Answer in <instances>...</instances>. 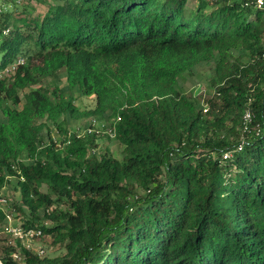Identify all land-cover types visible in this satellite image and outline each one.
Here are the masks:
<instances>
[{"label": "trees", "instance_id": "obj_1", "mask_svg": "<svg viewBox=\"0 0 264 264\" xmlns=\"http://www.w3.org/2000/svg\"><path fill=\"white\" fill-rule=\"evenodd\" d=\"M39 1L0 0V193L14 178L9 212L60 252L1 235V264H264V0ZM207 62L212 92L183 89ZM104 115L118 157L68 129Z\"/></svg>", "mask_w": 264, "mask_h": 264}, {"label": "rangeland", "instance_id": "obj_2", "mask_svg": "<svg viewBox=\"0 0 264 264\" xmlns=\"http://www.w3.org/2000/svg\"><path fill=\"white\" fill-rule=\"evenodd\" d=\"M15 4L19 5V11L17 15L24 13L20 12L23 6H28L27 9L32 11L31 13L33 14V16L42 15L46 10L44 1L41 2L39 0H15ZM194 4V0H188L189 6L193 7ZM213 72L214 65L212 62L201 63L194 68V73L192 75H188L186 76V79L184 78L180 81V86L185 90H193L195 95L204 92L207 96L212 92L211 88L208 86V79L211 78ZM50 83L51 81L49 79L43 82L44 86L46 87H50ZM56 83L63 91L68 90L64 72H60ZM72 94L75 97L74 103L80 109H89L93 107L94 100L92 97L79 94L77 89H74L72 91ZM199 100L201 105L202 99ZM107 115H104L100 118L92 116L80 117L78 119L68 118V129L78 136H83L84 134L89 133L87 129L90 128V132L95 133L96 143L98 144V148L95 150V153H98L103 148H108L113 155L118 157L120 156L122 144L117 140L114 133L110 131L112 120ZM5 120L6 117L0 111V122H4ZM46 123L47 127L41 131L43 139L47 140L49 138H53L56 141L61 140L62 136L61 134H59L54 125L50 121H47ZM14 185L15 179L11 177L9 178V182L7 183V185H5L2 189V194L6 197L9 203L6 204V206H8L7 209L11 211L13 210V207L15 205L20 204L23 211L27 214L28 208L21 202L20 192L14 188ZM40 189L41 191H47L46 185L44 184ZM11 218L12 225H16L17 223H19L18 220L13 216H11ZM26 242L28 246L31 247V249L35 252L37 249L39 250L42 248L44 250V253L39 254L41 255V257L57 255L60 252L54 250L55 248L51 244V240L48 236L42 238H34Z\"/></svg>", "mask_w": 264, "mask_h": 264}, {"label": "built area", "instance_id": "obj_3", "mask_svg": "<svg viewBox=\"0 0 264 264\" xmlns=\"http://www.w3.org/2000/svg\"><path fill=\"white\" fill-rule=\"evenodd\" d=\"M256 1L259 5L262 3L261 0H256ZM17 62L18 63L23 62V58L22 57L18 58ZM13 68L14 67H11V69H13ZM201 107H202V112H206L209 109L208 103L205 102L204 100H202V102H201ZM249 118H250V112L248 110H246L244 115H243V128L244 129L247 128V122L249 121ZM117 119H119V117H117ZM87 131L90 132V128H88ZM110 131H112L111 128H110ZM230 155H231L230 151H225V152H223L222 156H223V158H227ZM7 202L8 201H7L6 197L1 192L0 193V205L2 206V208L5 212V219H4V222H3L2 227L0 229V237H1V235L7 236L8 237L7 243L10 245H13L14 247H17V242L20 241L26 248L31 249V247L28 246L26 241H29V240L34 239V238L42 237L41 229L33 228V227L24 229L19 224L12 225L11 224L12 214L7 209L8 208V206H6ZM36 252L38 254H43L44 250L41 248L39 250L37 249ZM11 255L13 256V258H15L17 260L21 259L20 252L17 249L15 251L11 252ZM1 263H2V261L0 259V264Z\"/></svg>", "mask_w": 264, "mask_h": 264}]
</instances>
